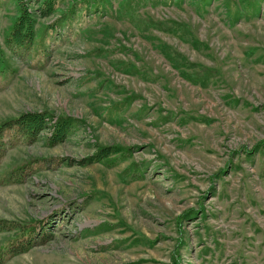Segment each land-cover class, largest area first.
Listing matches in <instances>:
<instances>
[{"label": "rangeland", "instance_id": "obj_1", "mask_svg": "<svg viewBox=\"0 0 264 264\" xmlns=\"http://www.w3.org/2000/svg\"><path fill=\"white\" fill-rule=\"evenodd\" d=\"M22 1L18 46L0 0V123L49 127L5 146L0 249L36 237L0 263L264 264V0Z\"/></svg>", "mask_w": 264, "mask_h": 264}, {"label": "trees", "instance_id": "obj_2", "mask_svg": "<svg viewBox=\"0 0 264 264\" xmlns=\"http://www.w3.org/2000/svg\"><path fill=\"white\" fill-rule=\"evenodd\" d=\"M37 1L39 6L36 10L39 11L41 15H47L59 7L58 5L60 0ZM19 3V15L15 19L12 28L6 36V42L11 45L18 46L24 45L26 42L27 44L31 43L34 36V21L36 19L34 18L32 12L24 5V1L20 0ZM179 28H181V26H179ZM194 73H196V76L187 78L193 81V78H199L201 76V74H199L201 71L186 74L193 75ZM46 113V111L26 112L0 123V160L4 156L6 144H8V146H13L20 138H24L25 141H34L37 138L38 134L43 131L48 124L49 120H46ZM68 124V120L59 119L51 125L53 129L50 136L47 137L50 145L62 141L67 132ZM11 130L13 131L10 132ZM20 173L21 174L16 173V178L19 179V181H22L23 174L22 172ZM2 182H5V180L2 179ZM26 225L27 226L23 227L24 231L21 235H15L16 237H13L8 245L6 244L1 247L0 253H3L5 260H7V258L12 254H19L32 248L36 237L32 234L35 225ZM9 227H11V224H6L5 220H0V232L5 231V229ZM45 236V234H42V237Z\"/></svg>", "mask_w": 264, "mask_h": 264}]
</instances>
